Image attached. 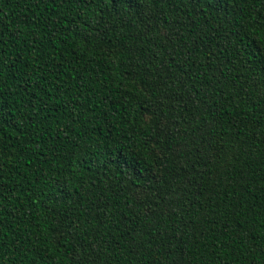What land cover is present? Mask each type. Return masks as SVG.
I'll return each mask as SVG.
<instances>
[{"label": "trees", "instance_id": "16d2710c", "mask_svg": "<svg viewBox=\"0 0 264 264\" xmlns=\"http://www.w3.org/2000/svg\"><path fill=\"white\" fill-rule=\"evenodd\" d=\"M0 264H264V0H0Z\"/></svg>", "mask_w": 264, "mask_h": 264}]
</instances>
